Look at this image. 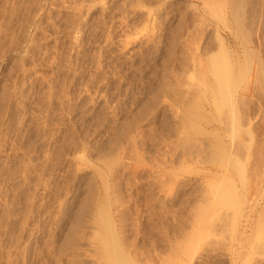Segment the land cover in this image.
I'll return each instance as SVG.
<instances>
[{"label": "rangeland", "instance_id": "rangeland-1", "mask_svg": "<svg viewBox=\"0 0 264 264\" xmlns=\"http://www.w3.org/2000/svg\"><path fill=\"white\" fill-rule=\"evenodd\" d=\"M42 1L0 0V264H93L101 206L134 264H264V87L239 82L234 120L214 90L220 45L248 64L264 45L229 0Z\"/></svg>", "mask_w": 264, "mask_h": 264}, {"label": "bare ground", "instance_id": "bare-ground-1", "mask_svg": "<svg viewBox=\"0 0 264 264\" xmlns=\"http://www.w3.org/2000/svg\"><path fill=\"white\" fill-rule=\"evenodd\" d=\"M38 1V2H37ZM125 1V0H124ZM144 1V0H143ZM18 2H20V1H18ZM37 2V4L35 5V8H42V6H43V2H45V1H42V0H35V3ZM42 2V3H41ZM82 2V1H81ZM89 2V1H88ZM141 2V1H140ZM87 3V2H86ZM139 3V2H138ZM19 4V3H18ZM76 4H78V3H76ZM149 4V3H148ZM226 4H228V6L226 5V10L228 11V12H230L231 13V15H232V17H233V22H234V26L233 27H235L236 28V30H237V32L239 31L240 32V36H242V39L243 40H245L248 44H245L246 45V47H247V45L248 46H252V44L254 45V41H255V39H254V36L256 37V42H257V45L258 44H260V45H262V47H263V45H264V35L263 34H259V32H257V29L258 28H252L253 27V25L255 24L256 25V23L258 22L259 24H258V26L257 27H260V25L262 26V27H264V23H263V21H264V19L263 20H261V23H260V19L261 18H259V20H257L256 18L258 17V15H260V17H263L264 18V0H229V3L227 2ZM88 5V4H87ZM246 5H247V8H246ZM132 6V5H131ZM138 6V5H137ZM191 6V5H190ZM204 6V5H203ZM223 6H225V5H223ZM19 7H20V5H19ZM77 7V6H76ZM82 7V6H81ZM27 8V7H26ZM43 8H44V6H43ZM202 8V7H201ZM206 8H209V7H206ZM79 9V8H78ZM245 9H247V15L250 17H248L247 19H249V21H250V26H252L251 28H250V30H248L247 28H243V25H244V21H245V15H244V13H246L245 12ZM40 10H42V9H40ZM40 10H38V11H40ZM148 10H150V9H148ZM205 10V9H204ZM203 10V11H204ZM43 11V10H42ZM179 11V10H178ZM148 13V12H147ZM155 15V14H154ZM211 15V14H210ZM213 15V14H212ZM10 16V15H9ZM125 17V16H124ZM213 17V16H212ZM216 17V16H215ZM96 18V17H95ZM118 19V18H117ZM156 19V18H155ZM216 19H217V17H216ZM111 20V19H110ZM114 20V19H113ZM256 20H257V22H256ZM45 21V20H44ZM82 21V20H81ZM254 22V23H253ZM1 23V22H0ZM11 23V22H10ZM207 23V22H206ZM210 23V22H209ZM154 24V23H153ZM249 24V23H248ZM14 25V24H13ZM98 25V24H97ZM135 26V25H134ZM155 26V25H154ZM13 27V26H12ZM204 27V26H203ZM255 27V26H254ZM15 28V27H14ZM199 28V27H198ZM210 28V27H209ZM13 29V28H12ZM62 29V28H61ZM260 29V28H259ZM264 29V28H263ZM126 30V29H125ZM96 31V30H95ZM196 31V30H195ZM1 32V31H0ZM17 32V31H16ZM79 32V31H78ZM18 34V33H17ZM107 35V34H106ZM128 37V36H127ZM76 40V39H75ZM159 40V39H158ZM239 40V39H238ZM93 41V40H92ZM185 41V40H184ZM230 41V40H229ZM244 41V42H245ZM62 42V41H61ZM163 42V41H162ZM241 42H242V40H241ZM121 43V42H120ZM213 43V42H212ZM221 43V42H220ZM251 44V45H250ZM73 45V44H72ZM256 45V44H255ZM256 45V46H257ZM227 45H225V47H226ZM204 47V46H203ZM222 46L220 45L219 46V52H218V55L216 56V65H215V67H214V69H215V77H216V85H215V91H216V94H217V96H218V99L219 98H221V104H223V105H226V106H228L227 108H229V111H230V116H231V118L233 119L235 116H236V113H235V111H234V102H235V100H234V98H233V93L238 89V87H240L239 86V82H242L243 80H245L248 76L250 77V75L252 74V72H253V75L255 76V74L257 75V77H255L256 78V84H257V82L260 84V86H258L257 85V87L260 89V92H262V91H264V89L261 91V88H263L264 87V78H262L261 76H262V74H264V61H262V60H258V62H256L257 63V67L255 66V64H253V63H251V64H248V63H244V62H242L241 60H240V58H239V56H238V59L236 58V60H235V62H234V60H232V59H229L228 57L229 56H227L226 54V52L224 53V48L222 47ZM258 47V46H257ZM260 48V47H259ZM175 49V48H174ZM229 49V48H228ZM257 49V48H256ZM247 50L249 51V49L247 48ZM251 50V49H250ZM48 51V50H47ZM223 51V52H222ZM226 51H227V49H226ZM261 51V50H260ZM133 52H134V50H133ZM208 52V51H207ZM228 52V51H227ZM235 52V51H234ZM253 53H254V51H252ZM4 53H5V51H4ZM224 53V54H223ZM249 53V52H248ZM38 54V53H37ZM103 54V53H102ZM139 54V53H138ZM236 54V53H235ZM256 54V53H255ZM230 55V54H229ZM85 56V55H84ZM255 56V55H254ZM260 56V55H259ZM177 57V56H176ZM236 57H237V55H236ZM248 57V56H247ZM66 58H67V56H66ZM230 58H233L232 57V55L230 56ZM255 58V57H254ZM140 59H142V58H140ZM13 60V59H12ZM14 62V61H13ZM50 62V61H49ZM213 63V62H212ZM107 65V64H106ZM52 66V65H51ZM57 66V65H56ZM121 66V65H120ZM95 67V66H94ZM188 67V66H187ZM128 68V67H127ZM141 68V67H140ZM185 68V67H184ZM152 69V68H151ZM6 71V70H5ZM155 71V70H154ZM187 71V70H186ZM70 73V72H69ZM183 73H184V71H183ZM183 73H181V74H183ZM175 74V73H174ZM190 75H191V73H189ZM137 75V74H136ZM24 76V75H23ZM90 77V76H89ZM105 77V76H104ZM261 77V78H260ZM167 78V77H166ZM116 79V78H115ZM30 80V79H29ZM35 81V80H34ZM179 81V80H178ZM248 81H249V78H248ZM187 82V81H186ZM190 82V81H189ZM170 83V82H169ZM180 83V82H179ZM69 84V83H68ZM175 84V83H174ZM189 84V83H188ZM253 84H254V82H253ZM42 85V84H41ZM250 85V84H249ZM7 86V85H6ZM14 86V85H13ZM175 86V85H174ZM182 86V85H181ZM246 86V85H245ZM256 86V85H255ZM8 87V86H7ZM10 87V86H9ZM256 87V88H257ZM175 88V87H174ZM184 88V87H183ZM258 88L256 89V90H258ZM4 89V88H3ZM95 89V88H94ZM7 89H4V91H6ZM11 90V89H10ZM9 90V91H10ZM17 90V89H16ZM4 91H2L1 90V92H4ZM9 91L7 90L6 92H7V94L5 95L6 96V98H8L7 97V95L9 96V95H12L13 94V91L11 92L10 91V93H9ZM259 91V90H258ZM244 92V91H243ZM246 92V91H245ZM15 93V92H14ZM94 93V92H93ZM4 94V93H3ZM16 94V93H15ZM235 94V93H234ZM259 94V93H258ZM14 95V94H13ZM87 95V94H86ZM4 96V95H3ZM42 96V95H41ZM195 96V95H194ZM243 96V95H242ZM258 96V95H257ZM12 97H14V96H12ZM11 97V98H12ZM187 97V96H186ZM189 97V96H188ZM192 97H193V95H192ZM197 97V96H196ZM5 97H3V99H4ZM9 99V98H8ZM99 99V98H98ZM198 99V98H197ZM261 99V98H260ZM70 100V99H69ZM6 101V100H5ZM199 101V100H198ZM219 101V100H218ZM42 102V101H41ZM65 103V102H64ZM162 103V102H161ZM23 104V103H22ZM221 104H219L218 105V109H219V111H220V106H221ZM262 104V103H261ZM243 105V104H242ZM45 106V105H44ZM66 106V105H65ZM3 107H4V105H3ZM2 108V107H1ZM79 108V107H78ZM4 109V108H3ZM123 109V108H122ZM252 109V108H251ZM56 110V109H55ZM4 111V110H3ZM44 112V111H43ZM61 112V111H60ZM91 112V111H90ZM109 112V111H108ZM85 113V112H84ZM243 113V112H242ZM135 114V113H134ZM192 114V113H191ZM192 117H193V115H191ZM37 117V116H36ZM116 117V116H115ZM141 117V116H140ZM245 117V116H244ZM243 118V117H242ZM56 119V118H55ZM144 119V118H143ZM1 120V119H0ZM37 120V119H36ZM234 120V119H233ZM38 121V120H37ZM138 121H140V120H138ZM168 121V120H167ZM264 121V120H263ZM234 122V121H233ZM89 123V122H88ZM132 123V122H131ZM191 123V122H190ZM225 123H226V121H225ZM227 123H228V121H227ZM248 123V122H247ZM48 124V123H47ZM83 124V123H82ZM262 124V123H261ZM38 125V124H37ZM36 125V126H37ZM264 125V124H263ZM29 126V125H28ZM129 126V125H128ZM138 126V125H137ZM95 127V126H94ZM40 128H41V126H40ZM51 128V127H50ZM89 128V127H88ZM133 128V127H132ZM35 129V128H34ZM38 129H39V126H38ZM94 129V128H93ZM166 129V128H165ZM256 129H257V127H256ZM127 130V129H126ZM168 130V129H167ZM35 131V130H34ZM138 131V130H137ZM141 131V130H140ZM196 131V130H195ZM239 131V130H238ZM255 131V130H254ZM31 132V131H30ZM158 132V131H157ZM47 133V132H46ZM180 133V132H179ZM260 133V132H259ZM39 134V133H38ZM112 134V133H111ZM162 134V133H161ZM123 135V134H122ZM129 135V134H128ZM131 135V134H130ZM114 136V135H113ZM139 136V135H138ZM241 136V135H240ZM140 137V136H139ZM165 137H167V136H165ZM252 137V136H251ZM128 139V138H127ZM171 139V138H170ZM142 140V139H141ZM43 141V140H42ZM73 141V140H72ZM126 141V140H125ZM240 141V140H239ZM171 142V141H170ZM179 142V141H178ZM63 143V142H62ZM167 143V142H166ZM28 144V143H27ZM110 144V143H109ZM176 144V143H175ZM238 144V143H237ZM239 144H240V142H239ZM258 144V143H257ZM263 144V143H262ZM261 144V145H262ZM1 145V144H0ZM122 145V144H121ZM116 146V145H115ZM241 146V145H240ZM36 147V146H35ZM125 147V146H124ZM128 147V146H127ZM257 147V146H256ZM31 148H33V147H31ZM55 148V147H54ZM160 148V147H159ZM73 149H74V147H73ZM82 149V148H81ZM90 149V148H89ZM142 149V148H141ZM45 150V149H44ZM115 150V149H114ZM153 150V149H152ZM143 151V150H142ZM262 151V150H261ZM264 151V150H263ZM25 152V151H24ZM31 152V151H30ZM60 152V151H59ZM28 153V152H27ZM116 153V152H115ZM127 153V152H126ZM135 153V152H134ZM37 154V153H36ZM136 154V153H135ZM166 154V153H165ZM47 155V154H46ZM113 155V154H112ZM115 155V154H114ZM55 156V155H54ZM73 156V155H72ZM76 156V155H75ZM135 156V155H134ZM65 157V156H64ZM107 157V156H106ZM138 157V156H137ZM135 158H136V156H135ZM155 158V157H154ZM222 158V157H221ZM262 158V157H261ZM19 159V158H18ZM146 159V158H145ZM150 159V158H149ZM219 159V158H218ZM17 160V159H16ZM39 160V159H38ZM261 160V159H260ZM145 162V161H144ZM121 163V162H120ZM111 164V163H110ZM261 164V163H260ZM29 165V164H28ZM138 166V165H137ZM157 166V165H156ZM143 167V166H142ZM167 167V166H166ZM19 168V167H18ZM129 169V168H128ZM51 170V169H50ZM100 170V169H99ZM134 170V169H133ZM141 170V169H140ZM169 170V169H168ZM173 170V169H172ZM177 170V169H176ZM182 170V169H181ZM77 171V170H76ZM118 171V170H117ZM132 171V170H131ZM169 172H170V170H169ZM178 172V171H177ZM254 172V171H253ZM14 173V172H13ZM190 174V173H189ZM22 175V174H21ZM27 175V174H26ZM43 175V174H42ZM93 175V174H92ZM122 175V174H121ZM136 175V174H135ZM169 175V174H168ZM254 175V174H253ZM24 177V176H23ZM101 177V176H100ZM124 177V176H123ZM19 178V177H18ZM22 178V177H21ZM103 178V177H102ZM102 178H101V180H102ZM127 178V177H126ZM131 178V177H130ZM133 178V177H132ZM28 179V178H27ZM137 180V179H136ZM88 181V180H87ZM104 181V180H103ZM106 181V180H105ZM118 181V180H117ZM116 181V182H117ZM166 181V180H165ZM180 181V180H179ZM131 182V181H130ZM148 182V181H147ZM102 183V185H103V183L104 182H101ZM149 183H151L150 181H149ZM251 183H252V181H251ZM7 184V183H6ZM20 184H22V183H20ZM33 184V183H32ZM36 184V183H35ZM106 184V183H105ZM163 185H166V184H163ZM96 186V185H95ZM186 186V185H185ZM257 186V185H256ZM35 187V186H34ZM102 187H104V185L102 186ZM114 187V186H113ZM80 188V187H79ZM118 188V187H117ZM45 189V188H44ZM90 189H92V188H90ZM103 189H105V188H103ZM165 189V188H164ZM93 190H95L96 191V189H93ZM106 190H108V189H106ZM124 190V189H123ZM145 190V189H144ZM198 190V189H197ZM196 190V191H197ZM225 190V189H224ZM224 190H222V191H224ZM254 190V189H253ZM14 191V190H13ZM151 191V190H150ZM167 191V190H166ZM192 191V190H191ZM234 191V190H233ZM31 192V191H30ZM92 192V191H91ZM97 192V191H96ZM146 192V191H145ZM169 192V191H168ZM188 192V191H187ZM202 192V191H201ZM29 193V192H28ZM32 193V192H31ZM105 193H107V191H105L104 190V194ZM118 193V192H117ZM124 193V192H123ZM158 193V192H157ZM37 194V193H36ZM64 194V193H63ZM166 194V193H165ZM226 193H220V201H229L228 200V197H221V195H225ZM229 194H230V192H229ZM228 193L226 194L227 196L229 195ZM23 195V194H22ZM123 195V194H122ZM149 195V194H148ZM191 195V194H190ZM215 195V194H214ZM232 195V194H231ZM230 195V196H231ZM235 195V194H234ZM30 196V195H29ZM33 196V195H32ZM48 196V195H47ZM55 196V195H54ZM93 197L94 196H97V195H92ZM128 196V195H127ZM92 197V198H93ZM122 197V196H121ZM161 197V196H160ZM84 198H85V196H84ZM95 198V197H94ZM118 198V197H117ZM46 199V198H45ZM127 199V198H126ZM205 199H206V197H205ZM87 200H88V197H87ZM163 200V199H162ZM167 200V199H166ZM204 200V199H203ZM202 200V201H203ZM231 200V199H230ZM233 200V199H232ZM91 201H93V200H91ZM198 201V200H197ZM219 201V202H220ZM20 202V201H19ZM32 202V201H31ZM5 203V202H4ZM82 203H84V201L83 202H81L80 204H82ZM204 203V202H203ZM228 203H230V202H228ZM233 203V202H232ZM40 204V203H39ZM161 204V203H160ZM10 205V204H9ZM45 205V204H44ZM90 205V204H89ZM166 205V204H165ZM193 205V204H192ZM24 206V205H23ZM28 206V205H27ZM26 206V207H27ZM79 206V205H78ZM93 206V205H92ZM167 206V205H166ZM4 207H6L5 206V204H4ZM45 207V206H44ZM61 207V206H60ZM90 207V206H89ZM88 207V208H89ZM178 207V206H177ZM192 207V206H191ZM195 207H197V206H195ZM9 208V207H8ZM58 208H59V206H58ZM148 208V207H147ZM161 208V207H160ZM13 208H11V211H13L12 210ZM51 209V208H50ZM94 209V208H93ZM92 209V210H93ZM164 209V208H163ZM44 210V209H43ZM46 210V209H45ZM98 210H100L99 211V214L97 215V217H96V223L98 224V226H99V230L101 229V224H103L104 225V229H105V233L104 234H100V235H98V234H94V238H92L91 239V235H90V242L92 243V245L94 246V247H96L97 248V250L98 251H95V250H90L92 253H90V254H92V256L96 253L97 254V258L99 259V261H98V263L97 264H134V263H132L130 260L128 261L127 259H126V257H125V255H124V251H123V247H122V245H121V242L118 240V238L116 237V234H115V230L110 226V224H109V222L107 221V220H110L109 218L107 219V217H108V213H107V209L105 208V206H101V208H99ZM31 211V210H30ZM196 211V210H195ZM205 211V210H204ZM77 212V211H76ZM43 213V212H42ZM74 213V212H73ZM80 213V212H79ZM79 213H77L78 215H79ZM160 213V212H159ZM14 214V213H13ZM13 214H11V215H13ZM25 214V213H24ZM34 214V213H33ZM63 214V213H62ZM75 214V213H74ZM210 214H211V212H210ZM35 215V214H34ZM40 215V214H39ZM127 215V214H126ZM137 215V214H136ZM222 215V214H221ZM6 216V215H5ZM77 216V215H76ZM3 217V216H2ZM121 217V216H120ZM128 217V216H127ZM6 218V217H5ZM24 218V217H23ZM28 218V217H27ZM76 218V217H75ZM79 218H81V216L79 217ZM4 219V218H3ZM52 219V218H51ZM208 219V218H207ZM211 219V218H210ZM8 220V219H7ZM25 220V219H24ZM47 220V219H46ZM121 220V219H120ZM218 220H221V219H218ZM3 221V220H2ZM1 221V222H2ZM22 221V220H21ZM77 221V220H76ZM78 221H79V219H78ZM92 222H93V220H92ZM120 222V221H119ZM118 222V223H119ZM122 223H123V221H122ZM133 223V222H132ZM222 223V222H221ZM220 223V224H221ZM0 224H2V223H0ZM16 224V223H15ZM74 224V223H73ZM77 224H78V222H77ZM76 224V225H77ZM86 224V223H85ZM127 224V223H126ZM129 224V223H128ZM172 224V223H171ZM210 224V223H209ZM218 224V223H217ZM19 225V224H18ZM122 225H125V224H122ZM177 225V224H176ZM85 226V225H84ZM88 226V225H87ZM92 226V225H91ZM120 226V225H119ZM130 226V225H129ZM135 226V225H134ZM138 226V225H137ZM223 226V225H222ZM230 226V225H229ZM232 226V225H231ZM237 226V225H236ZM14 227V226H13ZM122 227V226H121ZM124 227V226H123ZM122 227V228H123ZM133 227V226H132ZM165 227H166V225H165ZM218 227V226H217ZM79 228V227H78ZM127 228V227H126ZM210 228V227H209ZM6 229V228H5ZM22 229V228H21ZM67 229V228H66ZM81 229H82V227H81ZM80 229V230H81ZM85 229V228H84ZM83 229V230H84ZM94 229H95V227H94ZM94 229H93V231H94ZM125 229V228H124ZM129 229V228H128ZM189 229V228H188ZM220 229V228H219ZM14 230V229H13ZM12 230V231H13ZM133 230V229H132ZM225 230H228V229H225ZM89 231V230H88ZM92 231V232H93ZM120 231H121V229H120ZM145 231H147V230H145ZM200 231V230H199ZM214 231V230H213ZM77 232H78V230H77ZM80 232V231H79ZM124 232H126V231H124ZM131 232V231H130ZM133 232V231H132ZM14 233V232H13ZM18 233V232H17ZM38 233V232H37ZM63 233V232H62ZM73 233V232H72ZM93 233H95V232H93ZM92 233V234H93ZM98 233V232H97ZM199 233V232H198ZM197 233V234H198ZM16 234V233H15ZM31 234V233H30ZM50 234V233H49ZM77 234V233H76ZM215 234V233H214ZM222 234V233H221ZM11 235V234H10ZM88 235H89V232H88ZM98 235V236H97ZM130 235V234H129ZM210 235V234H209ZM220 235V234H219ZM85 236V235H84ZM96 236V237H95ZM122 236V235H121ZM131 236V235H130ZM200 236V235H199ZM17 237V236H16ZM15 237V238H16ZM19 237V236H18ZM78 237V236H77ZM81 237V236H80ZM209 237V236H208ZM216 237H217V235H216ZM82 238V237H81ZM85 238V237H84ZM212 238V237H211ZM223 238V237H222ZM136 239V238H135ZM231 239V238H230ZM18 240V239H17ZM20 241H21V239H19ZM50 240V239H49ZM63 240V239H62ZM199 240V239H198ZM19 241V242H20ZM51 241V240H50ZM68 241V240H67ZM67 241H65V242H67ZM80 241H82L81 239H80ZM84 241V240H83ZM122 241H123V239H122ZM215 241H217V240H215ZM62 242V241H61ZM64 242V243H65ZM224 242V241H223ZM15 243H17V242H15ZM57 243V242H56ZM60 243V242H59ZM63 243V242H62ZM72 243V242H71ZM84 243H85V241H84ZM87 243H89L88 241H87ZM87 243H86V246H87ZM94 243V244H93ZM9 244V243H8ZM47 244H48V242H47ZM55 244V243H54ZM68 244V246H72V244L70 245V242H67L66 243V245ZM213 244H215V243H213ZM226 244V243H225ZM30 245V244H29ZM44 245V244H43ZM46 245V244H45ZM44 245V246H45ZM58 245V244H57ZM56 244H55V248L56 247H58ZM65 245V244H64ZM90 246H91V244H89ZM123 245H124V242H123ZM230 245V244H229ZM240 245V244H239ZM10 246V245H9ZM24 246V245H23ZM44 246H43V248H44ZM48 246H52V244L51 245H49L48 244ZM54 246V245H53ZM89 246V247H90ZM128 245H126V247H127ZM225 246V245H224ZM22 247V246H21ZM26 247V246H25ZM41 247V246H40ZM46 247V246H45ZM49 247V248H50ZM67 247V246H66ZM94 247H93V249H94ZM125 247V246H124ZM125 247V248H126ZM237 247V246H236ZM54 248V247H53ZM52 248V249H53ZM81 248V247H80ZM86 248V247H85ZM137 248V247H136ZM135 248V249H136ZM152 248H153V246H152ZM156 248V247H155ZM205 248V247H204ZM224 248V247H223ZM24 249V248H23ZM52 249L50 250V251H52ZM58 249H59V247H58ZM65 249V248H64ZM73 249V248H72ZM127 249H128V247H127ZM130 249V248H129ZM138 249V248H137ZM225 249V248H224ZM5 250V249H4ZM7 250V249H6ZM46 250H48V249H46ZM217 250V249H216ZM49 251V250H48ZM53 251H54V249H53ZM58 251V250H57ZM62 251V250H61ZM64 251V250H63ZM77 251V250H76ZM90 251H87V252H90ZM93 251H94V254H93ZM22 252V251H21ZM84 252H86V251H84ZM99 252V253H98ZM128 252H131L130 250L128 251ZM155 252V251H154ZM206 252V251H205ZM210 252V251H209ZM218 252V251H217ZM217 252H215L216 253V255L215 256H217L218 254H217ZM27 253V252H26ZM30 253V252H29ZM50 253V252H49ZM62 253V252H61ZM60 253V254H61ZM76 253V252H75ZM139 253V252H138ZM156 253V252H155ZM159 252H157V254H158ZM211 253H212V251H211ZM214 253V254H215ZM224 253V252H223ZM222 253V254H223ZM226 253V252H225ZM227 253H228V251H227ZM226 253V254H227ZM257 253V252H256ZM48 254V253H47ZM53 254H55L54 252H53ZM58 254V253H57ZM56 254V255H57ZM60 254H58V255H60ZM73 254V253H72ZM128 254H131V253H128ZM152 254H153V252H152ZM162 254V253H161ZM210 254V253H209ZM50 255H52L51 253H50ZM135 255H136V253H135ZM134 255V256H135ZM138 255V254H137ZM159 255V254H158ZM172 255V254H171ZM203 255V254H202ZM201 254H200V256H202ZM204 255H207V254H204ZM204 255L201 257V259H200V261L199 262H193L192 264H220V262H217V260L219 259H215L216 257L215 256H213V258H210L209 256H205L204 257ZM20 256V255H19ZM22 256V255H21ZM64 256V255H63ZM62 256V257H63ZM88 256H90L91 257V255H89L88 254ZM98 256H100V257H98ZM161 256V255H160ZM211 256V257H212ZM224 256H226V255H224ZM18 257V256H17ZM55 257V256H54ZM59 257V259H60V256H58ZM66 257V256H65ZM94 257V256H93ZM93 257L90 259L91 261H92V259H93ZM96 257V256H95ZM150 257V256H149ZM215 257V258H214ZM221 257V256H220ZM263 257V256H262ZM15 258V257H14ZM23 258H24V256H23ZM70 258V257H69ZM85 258V257H84ZM136 258V257H135ZM139 258V257H138ZM144 258V257H143ZM154 258V257H153ZM199 258V257H198ZM197 258V259H198ZM258 258V257H257ZM10 259V258H9ZM72 259V258H71ZM70 259V260H71ZM98 259H93L95 262L98 260ZM140 259H141V257H140ZM156 259V258H155ZM161 259H165V257H161ZM262 259V258H261ZM11 260H12V258H11ZM87 260H88V258H87ZM89 260V261H90ZM138 260V259H137ZM169 260V259H168ZM192 260V259H191ZM48 261H49V259H48ZM64 261V260H63ZM76 261V260H75ZM94 261H92V263L94 262ZM152 261H153V259H152ZM156 261H157V259H156ZM159 261V260H158ZM162 261V260H161ZM196 261V260H195ZM9 262V261H8ZM72 262V261H71ZM73 262H74V259H73ZM72 262V264H74ZM94 262V263H95ZM191 262V261H190ZM222 262V261H221ZM10 263H11V261H10ZM58 263V262H57ZM93 263V264H94ZM146 263V262H145ZM149 263V262H148ZM157 263V262H156ZM159 263V262H158ZM185 263V262H184ZM189 263V262H188ZM52 264V263H51ZM96 264V263H95ZM154 264H155V261H154ZM160 264V263H159ZM161 264H162V262H161ZM165 264V263H164ZM166 264H168V263H166ZM171 264H172V261H171Z\"/></svg>", "mask_w": 264, "mask_h": 264}]
</instances>
